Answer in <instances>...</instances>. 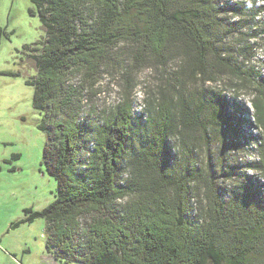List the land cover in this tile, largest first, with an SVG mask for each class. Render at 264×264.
I'll return each instance as SVG.
<instances>
[{"label":"trees","instance_id":"1","mask_svg":"<svg viewBox=\"0 0 264 264\" xmlns=\"http://www.w3.org/2000/svg\"><path fill=\"white\" fill-rule=\"evenodd\" d=\"M30 1L44 33L30 48L36 73L27 84L41 111L43 163L57 187L50 203L25 208L13 225L45 218L47 248L80 264H264V147L256 158L216 168L189 163L190 130L207 143L214 129L234 147L252 123L239 102L208 95L203 85L161 86L146 100L141 124L129 93L99 110L82 101L85 82L120 39L137 57L160 63L177 48L183 74L202 84L215 79L218 66L233 71L220 56L215 0ZM252 89L253 125L264 140V84ZM176 131L181 153L171 164L166 144ZM218 181H226L222 191Z\"/></svg>","mask_w":264,"mask_h":264},{"label":"rangeland","instance_id":"2","mask_svg":"<svg viewBox=\"0 0 264 264\" xmlns=\"http://www.w3.org/2000/svg\"><path fill=\"white\" fill-rule=\"evenodd\" d=\"M215 2L220 10L216 18H222L220 56L229 60L233 71L224 65L214 67L215 79L202 84L199 78L194 80L183 74V57L177 48L166 62L160 63L137 57L135 47L120 39L111 48L112 58L85 82L89 84L82 98L85 109L110 107L129 93L134 121L146 124V100L156 98L161 86L182 82V89L192 90L203 85L208 88V95L221 94L239 102L240 115L247 116L252 123L244 124L239 139L233 138L234 147L215 138L214 129L210 131L214 138L207 143L199 140V131L190 130L189 143L194 151L189 163L203 168L210 162L216 168L221 161L226 165L256 158L258 145L264 147V140L253 125L251 99L254 85L264 84V0ZM33 7L30 0H0V264H80L62 258L54 248H47L45 218L13 225L25 217V208L41 210L50 203L57 187L56 179L48 174L43 163L45 135L37 127L41 111L33 106V87L27 84L36 73L30 48L44 33L38 16L29 13ZM75 79L80 82L78 75ZM140 139L147 141L144 136ZM136 144L140 141L135 136ZM166 148L170 149L168 162L175 164L181 153L177 131L168 137ZM226 181H218L220 191ZM202 192L199 188L200 197Z\"/></svg>","mask_w":264,"mask_h":264}]
</instances>
